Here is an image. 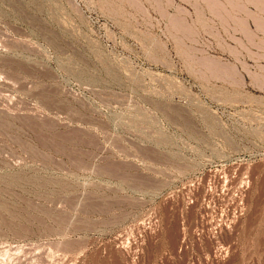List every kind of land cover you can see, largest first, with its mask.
<instances>
[{
  "label": "rangeland",
  "instance_id": "374dc122",
  "mask_svg": "<svg viewBox=\"0 0 264 264\" xmlns=\"http://www.w3.org/2000/svg\"><path fill=\"white\" fill-rule=\"evenodd\" d=\"M0 264H264V0H0Z\"/></svg>",
  "mask_w": 264,
  "mask_h": 264
},
{
  "label": "bare ground",
  "instance_id": "6f19581e",
  "mask_svg": "<svg viewBox=\"0 0 264 264\" xmlns=\"http://www.w3.org/2000/svg\"><path fill=\"white\" fill-rule=\"evenodd\" d=\"M224 187H225V186H224ZM226 190H227V189H226ZM241 190H242L243 193H244V192L246 193V191H247V186L244 185L243 188H242ZM231 193H232V192H231ZM243 198H244V197H243ZM237 199H238V198H237ZM240 199H241V198H240ZM242 200H243V199H242ZM242 200H241V201H242ZM237 201H238V200H237ZM236 207H237V209L239 208V206H236ZM235 211H236V210H235ZM237 213H238V212H236V216H235L236 218L240 217L239 215H237ZM219 249H220V248H219ZM222 249H223V248H222ZM223 250H224V249H223ZM224 251H225V250H224ZM214 252H215V250H214ZM221 255H222V254H221ZM214 256H215V254H214ZM215 257H216V256H215ZM222 257H223V256H222ZM218 259H219V258H218ZM216 260H217V257H216ZM219 261H221V258H220ZM75 263H76V262H75Z\"/></svg>",
  "mask_w": 264,
  "mask_h": 264
}]
</instances>
